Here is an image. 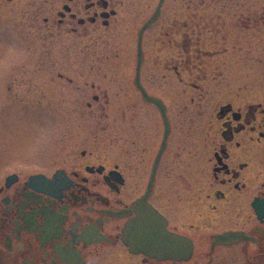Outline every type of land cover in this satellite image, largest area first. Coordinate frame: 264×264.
<instances>
[{
  "label": "flooded vegetation",
  "instance_id": "flooded-vegetation-1",
  "mask_svg": "<svg viewBox=\"0 0 264 264\" xmlns=\"http://www.w3.org/2000/svg\"><path fill=\"white\" fill-rule=\"evenodd\" d=\"M120 35L147 126L97 150L96 112L100 127L54 122L39 148V37ZM247 35L264 45V0H0V264H264V56L253 75ZM32 41V67L4 61ZM172 80L197 107L190 143ZM160 222L177 240L165 255L141 247Z\"/></svg>",
  "mask_w": 264,
  "mask_h": 264
},
{
  "label": "rangeland",
  "instance_id": "rangeland-1",
  "mask_svg": "<svg viewBox=\"0 0 264 264\" xmlns=\"http://www.w3.org/2000/svg\"><path fill=\"white\" fill-rule=\"evenodd\" d=\"M247 36L249 45L256 50L255 52L252 50L253 53L250 55L251 62L255 63L253 65L250 63V70L253 75L261 76L258 64L259 59L264 56V45L261 43L262 40ZM132 45L133 40L124 39L122 35L110 39L92 37L86 40L73 39L70 36L48 38V40L39 37V148L52 144L54 122H64L65 125L68 123L70 126L81 129L100 127L98 123L100 118L95 116L96 112L103 117L102 120L107 121L102 125L108 126L107 131H98L96 135H92V147L97 150L107 147L110 148L108 150L115 148L117 141H111V139L121 131L131 133L132 118L137 117V121L140 118L147 126V114H155V112L151 105L140 97L132 84L134 70L131 71L130 64L135 62ZM31 47L32 51L22 53L25 60L20 61L19 58L23 56L19 54L16 47L9 45V49L5 51L4 61L8 65L25 63L32 67L35 63L33 41ZM151 56L153 53L150 54V58ZM162 57L163 54L160 55V58ZM126 63L128 65H124ZM58 72L69 74L73 78V83L59 79ZM145 78L147 84L151 82L149 73L145 74ZM93 83L96 84V88L92 87ZM166 87L163 86V88ZM170 89L169 114H174L176 118L179 117L176 114H183L182 117L186 115L187 140L190 143L193 138L190 134L194 133L196 125L198 126L194 115L197 111L196 104L191 103L190 93L182 95V88L176 86L173 80ZM95 94L100 95L99 101L94 100ZM88 102L93 104L91 108ZM32 103L34 102L26 99L27 107L33 106ZM72 112L74 115L67 117L66 114ZM10 114L11 123L28 120L22 113ZM123 122L126 123L121 125ZM26 123L27 121L25 125Z\"/></svg>",
  "mask_w": 264,
  "mask_h": 264
},
{
  "label": "water",
  "instance_id": "water-1",
  "mask_svg": "<svg viewBox=\"0 0 264 264\" xmlns=\"http://www.w3.org/2000/svg\"><path fill=\"white\" fill-rule=\"evenodd\" d=\"M140 59H141V55H140ZM139 87L142 91L143 98L145 100L155 102L156 105L161 110V114L166 119V116H165L166 108L164 104L159 99H156L148 95L145 88L141 86L140 84H139ZM167 127H168V124H167ZM176 241L177 240H176L175 235L167 230L166 225L164 223L162 224L160 222L159 224L156 223L155 227L153 228V231H151L150 240H147V242L144 245H141V247L145 246L147 250L153 254L165 255L169 253L170 246L173 245V243ZM131 245L133 246L132 242H131ZM189 248H191L190 245H189Z\"/></svg>",
  "mask_w": 264,
  "mask_h": 264
}]
</instances>
